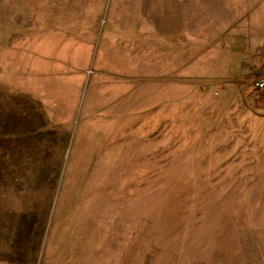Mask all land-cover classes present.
<instances>
[{
  "label": "rangeland",
  "instance_id": "obj_1",
  "mask_svg": "<svg viewBox=\"0 0 264 264\" xmlns=\"http://www.w3.org/2000/svg\"><path fill=\"white\" fill-rule=\"evenodd\" d=\"M221 1L0 0V264H264V32Z\"/></svg>",
  "mask_w": 264,
  "mask_h": 264
},
{
  "label": "crops",
  "instance_id": "obj_2",
  "mask_svg": "<svg viewBox=\"0 0 264 264\" xmlns=\"http://www.w3.org/2000/svg\"><path fill=\"white\" fill-rule=\"evenodd\" d=\"M227 1L231 5L226 4V0H222L218 4L216 14L218 15V24L222 25L217 28L218 30L264 32L263 0H244V3H241V0ZM126 5H128L127 9L121 7L122 10L120 14H128L131 25L124 24L122 29V31L124 30L123 32L136 29L135 27L138 25L133 18L136 14L143 15L147 20H151L157 31L161 30L160 24L163 22L170 32L173 31L178 21H186V18L189 19L187 16L194 15L190 0H127ZM201 5L202 10L198 14L201 13L203 15L205 14L204 7L208 6V3L202 1ZM206 14H208V12ZM223 24H227V26H223ZM256 38L262 39L261 41L264 42V35L261 36V38L256 36ZM127 44L128 43H124L123 47L127 46ZM263 62L264 60L259 61V63Z\"/></svg>",
  "mask_w": 264,
  "mask_h": 264
},
{
  "label": "built area",
  "instance_id": "obj_3",
  "mask_svg": "<svg viewBox=\"0 0 264 264\" xmlns=\"http://www.w3.org/2000/svg\"><path fill=\"white\" fill-rule=\"evenodd\" d=\"M250 87L253 92L264 95V76L253 79Z\"/></svg>",
  "mask_w": 264,
  "mask_h": 264
}]
</instances>
